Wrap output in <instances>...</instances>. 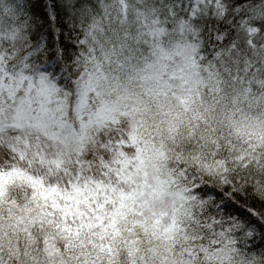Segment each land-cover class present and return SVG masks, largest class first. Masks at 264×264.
Instances as JSON below:
<instances>
[{"label": "snow or ice", "instance_id": "obj_1", "mask_svg": "<svg viewBox=\"0 0 264 264\" xmlns=\"http://www.w3.org/2000/svg\"><path fill=\"white\" fill-rule=\"evenodd\" d=\"M0 264H264V0H0Z\"/></svg>", "mask_w": 264, "mask_h": 264}]
</instances>
